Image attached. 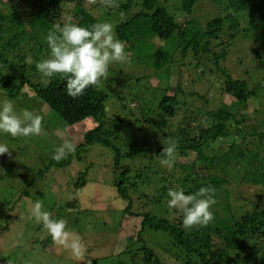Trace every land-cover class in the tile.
<instances>
[{
    "label": "trees",
    "instance_id": "16d2710c",
    "mask_svg": "<svg viewBox=\"0 0 264 264\" xmlns=\"http://www.w3.org/2000/svg\"><path fill=\"white\" fill-rule=\"evenodd\" d=\"M91 1L14 0L16 3L14 10H11V3L5 2L3 6L0 5V89L5 90L9 97L17 98L27 87L31 88L66 125L72 126L86 120H94L97 123L92 132L86 134L83 142L76 145L74 152L59 161L51 158L45 168L33 172V179L43 178L55 168L70 165L75 154L77 160L84 161L83 149L88 150L95 143L101 144L114 152L115 189L127 202L124 213L142 218L137 236L140 243L137 251L143 252L142 264H165L178 258L182 260L179 264H264V209L232 205L229 197L234 189L228 188L230 181L222 176L231 177L235 187L238 188L239 180L242 181L243 173L247 172L244 167L247 163H236L234 167H230L218 160L211 151L207 152L212 144L231 137L232 126L239 130L242 120L237 115H233L224 107L216 112H208L203 125H196L193 116L190 117L192 120L185 117L179 125L178 134L162 132L170 120L175 118L182 103H185L179 98V94L185 91L181 86L182 82L179 81L177 89L172 94L164 93L158 99L156 115L162 120L153 117V123H148L156 127L154 138L160 136L163 144L152 152L150 150L146 152L142 146L126 148V145H123L124 148L110 141L114 131L107 127L109 96L100 87V80L96 85L90 86L82 96L74 99L67 95L65 80L61 75L47 78L42 83H35L31 79V75L38 72L35 62L49 55L46 36L56 25L62 26L64 23L72 22L88 27L101 22L97 16L103 17L107 22L120 11L123 16L121 18L120 15L118 16L119 22L116 24L114 34L124 42L126 52L134 48V43H138L140 57H144L143 54L147 50L143 41L149 40V43L156 45L152 38L158 37L169 46L167 45L165 49V46L159 48L162 46L160 45L158 47L160 51L157 53L156 50L154 57L148 59V61L152 60L156 69L170 68L180 63L179 66L191 65V69L196 74H199V69L205 68L203 75L206 77L220 72L224 80V91L236 101L248 103L259 96L257 88H252L247 79L233 77L227 69L221 67V61L232 55L235 36L256 35L263 42L262 50L251 49L249 52L257 57L263 70L264 85V12L256 9L260 3L264 4V0H228L227 7L223 8L226 10V17L216 16L206 23L194 17L195 7L201 0H180L178 11L191 15L184 21L180 12L174 13L166 5L160 4L159 0H123L118 7L116 4L114 7H107L105 0H95V5ZM215 2L224 4L225 0H215ZM188 58L191 60L186 63L185 60ZM211 62L216 63V70L206 69L207 64ZM121 98L125 97L119 98V101L125 104V100ZM148 118L149 116H146L145 121H148ZM117 120L116 125L124 126L126 129L133 125L130 122ZM127 132L132 137L131 134L135 130L130 128ZM171 140H174L176 145L172 156L179 152L182 157H186L189 150L196 153V160L187 171L177 170V165L184 167V163L178 164L172 156H162L164 147ZM260 144L264 146V133L260 134ZM143 146L149 147L151 144L145 141ZM229 146L232 152L237 153L236 158L247 156L243 151L239 153L236 151L235 143ZM141 155L147 157V163L142 168L134 170L125 163L128 159ZM258 156L257 152L253 153L254 158ZM164 159L172 161L176 166L166 167L162 163ZM198 165L201 166L200 170H196ZM1 168L4 172H0V179H4L10 175L11 170L6 166ZM88 169L79 173L76 178V194L87 182ZM253 169H255L252 175L254 181L264 183V172L260 173L255 167ZM151 181L156 188L152 197L146 192L143 193L141 188L149 186ZM177 185L182 187L186 194L194 193L202 186L211 185L215 189V203L210 208L212 219L207 225L185 230L182 227V211L179 213L177 209H173L174 214H179V217L171 221L168 217V206L163 209L164 215L144 210L146 203L159 202L167 205L169 199L167 192L169 188ZM23 193L29 197L27 189L23 190ZM137 201L142 203V206L134 210ZM6 205L1 211L4 224L0 232L9 228L11 217L9 211L13 208H7ZM147 229L168 233L170 245L174 250L160 255L162 256L160 258L142 238L143 232ZM52 242L49 235L48 240L43 244L47 246ZM128 248L118 254L123 264L125 257H132V254L139 255L134 249ZM82 264H100V262L97 258L89 257V261Z\"/></svg>",
    "mask_w": 264,
    "mask_h": 264
},
{
    "label": "rangeland",
    "instance_id": "374dc122",
    "mask_svg": "<svg viewBox=\"0 0 264 264\" xmlns=\"http://www.w3.org/2000/svg\"><path fill=\"white\" fill-rule=\"evenodd\" d=\"M159 1L174 13L180 12L183 21L185 18H190L191 15L178 11L180 0ZM5 2L11 3V10L15 9L14 0H0V5L3 6ZM91 2L93 5L96 4L95 0ZM113 3L118 7L123 0H113ZM227 3L228 0H225L224 4H218L215 0H201L195 7L194 17H198L202 23L216 16L226 17L227 13L223 8L227 7ZM256 9L264 12V4L260 3ZM116 13L117 15L107 21L113 25V29L119 22L118 16L120 15V18L123 16L120 11ZM124 14L126 16V13ZM97 19L101 22L106 21L101 16H97ZM152 40L156 45L149 43V40L143 41L147 50L143 54L144 57H140L139 45L134 43V48L127 52V60L110 64L108 76L99 81L100 87L109 96L107 127L114 131L110 141L117 146L126 145V148L142 146L146 152L158 149L163 143L160 136L154 138L156 127L148 123H153V117L162 120L156 115L158 99L164 93L172 94L181 81L185 91L179 94V98L185 103H182L175 118L170 120L162 132L178 134L179 125L185 117L192 120L190 117L193 116L196 125H203L208 112H216L224 107L233 115H237L242 120L239 130L232 126L231 137L212 144L207 152L211 151L218 160L230 167H234L236 163H247L244 164L247 172L243 173V180L238 181L240 183L238 188L235 187L231 177L222 175L230 181L228 188L234 189L229 197L230 201L232 205L264 209V183H256L252 177L255 172L253 167L260 173L264 172V146L260 144V134L264 133L263 70L257 57L249 52L251 49L262 50L263 42L256 35H237L234 37L233 56L230 54L221 61V67L227 69L233 77L247 79L250 86L258 90V97L248 103H241L224 91V80L220 72L206 77L203 75L205 68L202 67L198 70L199 74H196L191 69V65L179 66L180 63L170 68L156 69L152 60L148 61V59L153 58L155 51L157 50V53L160 51L159 48L165 46L166 49L168 44L158 37ZM190 60L188 58L185 62L188 63ZM207 65L206 69L216 70L215 62ZM31 79L35 83H42L47 78L35 72L31 75ZM122 96L125 97L121 98L125 100V104L119 101ZM5 98L13 101L18 113L29 110L42 115L43 121L42 132L37 136L13 138L7 134H0V143L6 144L11 152V155L8 153L0 155L1 166L11 170L10 175L0 179V228L4 224L1 211L4 210L5 204L7 208H13L9 211L11 216L9 228L0 232V264H82L89 261V257L97 258L100 264H123L122 258L118 257L120 251L128 248L129 245L131 246L128 249L132 248L135 251L140 248L137 236L142 218L124 213L127 202L115 189L114 152L111 149L95 143L88 150L83 149L84 161L77 160L75 154L70 165L55 168L43 178L33 179V172L45 168L57 147L65 140L76 147L83 142L86 134L92 132L97 123L94 120H86L76 125H66L29 87L17 98L9 97L5 90L0 89V100ZM146 116H149L148 121L144 119ZM117 119L133 124L127 129L135 130L131 134L134 137H130L126 127L116 125ZM138 119L140 121H137ZM190 132L193 134L192 130ZM145 141L151 146L144 147ZM171 142L174 143V140ZM232 143L236 144L238 153L243 151L247 156L236 158L237 153L230 150L229 145ZM255 152L259 155L257 158L253 157ZM172 157L178 164L184 163V167L177 165V170L187 171L196 160V153L189 150L186 157H182L179 152ZM146 158L145 155L135 156L125 163L138 170L147 163ZM165 165L171 168L176 166L172 161ZM1 166L0 172H4ZM86 168H89L86 175L87 182L76 194V178ZM200 168L201 166L198 165L196 170ZM141 188L143 193L146 192L150 197L156 190L153 181L149 186ZM26 189L29 197L23 193ZM219 196L221 197V194ZM37 202L41 203L42 209L51 213L53 217L67 221L68 228L83 241L82 255L74 256L71 249L53 242L44 246L43 243L48 240L49 234L42 223H38L32 215V209ZM136 203L134 210L142 206V203L138 201ZM165 206L167 205L159 202L146 203L144 210L164 215ZM174 210L169 208L168 217L171 221L179 217V214H174ZM178 211L181 213V210ZM142 238L159 256L174 250L170 245V236L164 231L147 229L143 232ZM137 252L139 255L132 254L133 258L125 257V264H142L143 252L139 250ZM180 262L182 260L178 258L165 264Z\"/></svg>",
    "mask_w": 264,
    "mask_h": 264
},
{
    "label": "clouds",
    "instance_id": "9594fccd",
    "mask_svg": "<svg viewBox=\"0 0 264 264\" xmlns=\"http://www.w3.org/2000/svg\"><path fill=\"white\" fill-rule=\"evenodd\" d=\"M107 7H114L113 0H105ZM49 47L47 58L35 62L36 70L42 77L52 78L61 75L65 80L67 95L72 98L82 96L85 91L106 78L109 65L124 62L128 58L124 42L114 34L110 22H98L88 27L68 22L56 25L46 36ZM43 117L29 110L20 113L12 100H0V134L11 137H32L42 132ZM176 145L169 143L164 147L162 156L171 157ZM75 151V145L67 140L54 150L52 159L59 161ZM8 153L10 148L0 143V155ZM169 164L168 159L162 160ZM167 206L182 211V227L190 230L195 226H205L212 219L211 205L215 203V189L202 186L196 192L186 194L179 185L169 188ZM32 215L51 236L53 243L69 248L79 257L84 250L81 238L74 234L63 218H56L42 209L37 202Z\"/></svg>",
    "mask_w": 264,
    "mask_h": 264
}]
</instances>
